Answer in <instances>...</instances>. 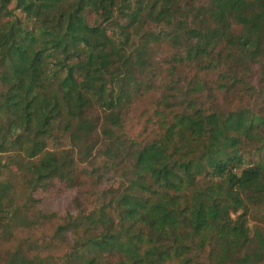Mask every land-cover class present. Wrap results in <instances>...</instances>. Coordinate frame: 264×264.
I'll use <instances>...</instances> for the list:
<instances>
[{
  "label": "trees",
  "instance_id": "1",
  "mask_svg": "<svg viewBox=\"0 0 264 264\" xmlns=\"http://www.w3.org/2000/svg\"><path fill=\"white\" fill-rule=\"evenodd\" d=\"M0 264H264V0H0Z\"/></svg>",
  "mask_w": 264,
  "mask_h": 264
},
{
  "label": "rangeland",
  "instance_id": "2",
  "mask_svg": "<svg viewBox=\"0 0 264 264\" xmlns=\"http://www.w3.org/2000/svg\"><path fill=\"white\" fill-rule=\"evenodd\" d=\"M17 16L21 17V14L17 13ZM167 68V66L163 67V74H160V77L157 76L158 79V83L160 85L162 84H167L169 79H168V75L165 72V69ZM62 147L66 148L68 146V141L62 140L61 141ZM74 194H69L66 197L61 198L60 200H50L49 203L51 204V208H53L56 211H59V213H63L62 211L64 209H66L67 207H69L72 204V200H73Z\"/></svg>",
  "mask_w": 264,
  "mask_h": 264
}]
</instances>
